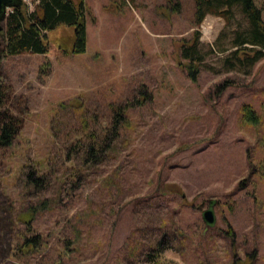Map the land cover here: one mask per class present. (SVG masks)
<instances>
[{
	"label": "rangeland",
	"instance_id": "374dc122",
	"mask_svg": "<svg viewBox=\"0 0 264 264\" xmlns=\"http://www.w3.org/2000/svg\"><path fill=\"white\" fill-rule=\"evenodd\" d=\"M254 2L264 21V0ZM86 5V53L64 54L75 29L59 25L48 34L46 56L2 61L8 108L22 128L12 146L0 148V264H149L138 245L156 240L165 224L185 235L165 253L166 264H235V255L254 249L253 264H264V57L253 65L227 60L246 18L207 15L196 25V0ZM196 32L202 61L194 83L181 48ZM247 104L257 125L242 118ZM124 105L128 122L115 153L74 183L79 162L64 150L108 127L113 108ZM33 169L48 175L39 192L26 187ZM213 199L217 225L205 232L202 213ZM34 234L44 245L21 248V237Z\"/></svg>",
	"mask_w": 264,
	"mask_h": 264
},
{
	"label": "trees",
	"instance_id": "16d2710c",
	"mask_svg": "<svg viewBox=\"0 0 264 264\" xmlns=\"http://www.w3.org/2000/svg\"><path fill=\"white\" fill-rule=\"evenodd\" d=\"M90 13L86 0H38L32 8L21 1L8 12L4 21H0V38L3 39V43L0 45V148L12 146L22 128V121L8 108L9 94L2 72L4 57L23 54L47 55L50 51L48 34L59 25H69L75 29L73 48L70 52L62 50L64 54L86 53L88 47L87 21ZM236 13L242 14L248 24L245 29L235 32L228 48V50L235 48V51L230 57H227V60L238 57L241 64L246 62L248 65H253L264 57V21L262 11L256 6L254 0H196L195 24L200 25L207 15L231 19L235 17ZM199 38L200 34L196 32L192 44H185L181 48V58L188 62L185 66L186 73L194 83L198 82L201 73L202 57L197 52ZM217 45L219 46V42ZM225 51L226 49L222 48V52ZM48 66L50 63H44L40 68V73H46ZM224 87L225 85H221L218 89L221 90ZM137 103L141 104L140 101ZM125 112L126 105L113 108V115L108 127L86 133L85 136L69 143L64 150L67 158L73 160L72 163L79 162L74 183H77V178L87 172L89 168L103 164L115 153L121 131L128 122ZM242 113L245 122L251 125H257L260 122L259 115L251 105H244ZM47 176L35 169L30 170L26 174V187L29 191L39 192L47 187ZM177 191L182 192L178 188ZM59 200L60 198L56 200L55 204L59 203ZM226 204L228 209L233 208L229 201ZM42 205L47 207L48 201L43 202ZM35 212H28L23 219L24 224L28 226L27 231L32 230ZM159 230L161 233L156 240L138 245L139 255L144 256L149 264H166L163 260L165 253L173 250L176 243L181 245L184 242L185 235L180 228L174 230L173 226L165 224ZM226 235L228 239L232 240L234 246L235 233L229 229ZM41 236L34 234L31 237H21L23 240L21 248L34 251L36 247L44 245ZM142 247L148 251H141ZM248 255L243 259L239 255H235L237 258L235 264H253L256 250L254 249Z\"/></svg>",
	"mask_w": 264,
	"mask_h": 264
},
{
	"label": "water",
	"instance_id": "95a60500",
	"mask_svg": "<svg viewBox=\"0 0 264 264\" xmlns=\"http://www.w3.org/2000/svg\"><path fill=\"white\" fill-rule=\"evenodd\" d=\"M23 0H0V21H4L8 15V11L17 6ZM218 201L213 199L209 201V207L202 213L205 223V232L214 229L217 225V215L215 207Z\"/></svg>",
	"mask_w": 264,
	"mask_h": 264
},
{
	"label": "built area",
	"instance_id": "2783aa9c",
	"mask_svg": "<svg viewBox=\"0 0 264 264\" xmlns=\"http://www.w3.org/2000/svg\"><path fill=\"white\" fill-rule=\"evenodd\" d=\"M37 2H38V0H37ZM31 8H32V7H31ZM204 33H205V34H204V36H205L208 32H206V30H204ZM204 39H205V38H204Z\"/></svg>",
	"mask_w": 264,
	"mask_h": 264
},
{
	"label": "crops",
	"instance_id": "0c3cea01",
	"mask_svg": "<svg viewBox=\"0 0 264 264\" xmlns=\"http://www.w3.org/2000/svg\"><path fill=\"white\" fill-rule=\"evenodd\" d=\"M43 56H46V55H43Z\"/></svg>",
	"mask_w": 264,
	"mask_h": 264
}]
</instances>
